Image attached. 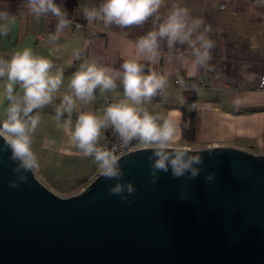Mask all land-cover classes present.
Returning <instances> with one entry per match:
<instances>
[{
  "label": "water",
  "instance_id": "obj_1",
  "mask_svg": "<svg viewBox=\"0 0 264 264\" xmlns=\"http://www.w3.org/2000/svg\"><path fill=\"white\" fill-rule=\"evenodd\" d=\"M190 151L204 159L198 177L161 173L156 184L151 150L121 157L122 181L137 188L129 204L107 191L115 180L99 175L67 198L31 172L10 188L14 163L0 137V264H264V156Z\"/></svg>",
  "mask_w": 264,
  "mask_h": 264
},
{
  "label": "clouds",
  "instance_id": "obj_2",
  "mask_svg": "<svg viewBox=\"0 0 264 264\" xmlns=\"http://www.w3.org/2000/svg\"><path fill=\"white\" fill-rule=\"evenodd\" d=\"M25 7L36 19L49 16L56 19L55 33L49 36V43H56L72 23L63 5L56 0H26ZM82 15L87 22L100 21L106 27L121 30L143 29L149 21L151 26L135 40V55L123 61L121 72L114 74L112 69L95 60L85 61L72 73L63 93L64 71L47 56L24 47L8 58L0 57V106L3 107L0 137L10 149L9 159L14 163V178L9 181V187L19 188L27 181V174L40 167L33 139L41 123V111L57 99L55 121L71 127V141L83 157H91L98 165V178L116 181L108 187L109 194L131 204L129 196L137 188L132 181L121 179L124 172L119 163L121 158L116 154L119 148L110 150L101 146L102 135L107 130L118 137L121 148L133 142L148 146L152 184L159 181L161 173L170 172L177 180L198 177L200 165L204 163L201 151L170 147L176 142V123L145 107L156 96L166 95L168 75L146 71L141 61L156 62L162 47L169 52L177 46L187 47L194 58L190 75L195 76L198 69H207L212 60L215 45L208 35L210 26L203 18L194 16L183 0H172L170 7L168 0H101L96 6L85 7ZM16 23L12 13L0 10V37H8ZM118 81L123 90L118 102L109 103L102 114L86 110L96 99L97 91H115ZM178 83L185 86L182 78ZM73 113L77 114L74 122ZM214 178V172L205 176L209 182ZM179 188L180 198L189 199L184 184Z\"/></svg>",
  "mask_w": 264,
  "mask_h": 264
},
{
  "label": "crops",
  "instance_id": "obj_3",
  "mask_svg": "<svg viewBox=\"0 0 264 264\" xmlns=\"http://www.w3.org/2000/svg\"><path fill=\"white\" fill-rule=\"evenodd\" d=\"M62 4L72 23L59 36L56 43H49V36L55 33L56 19L46 17L36 19L25 7L26 0H0V10H8L16 19V26L8 37H0V57L8 58L21 48L31 47L39 54L52 59L54 64L64 71V83L61 93L67 91L71 75L79 65L88 60H95L113 70L122 71L124 60L135 55V40L151 26V21L143 29L121 30L106 27L100 21L87 22L82 15L85 7L98 5L101 0H56ZM184 4L196 17L203 18L210 26L209 37L214 42L212 60L207 69H198L195 76L193 57L187 47L177 46L169 52L162 47L159 59L154 63L144 64L146 71L166 73L168 87L165 96H156L145 107L154 114L165 116L177 125L176 142L170 147H182L189 150L211 148H233L255 156H264V92L257 89L260 78L264 75V2L261 0H183ZM172 0H168L170 7ZM223 6L224 9L220 10ZM164 11V10H162ZM79 53V57H77ZM182 57V59H181ZM200 77H206L209 85L191 89V83ZM182 78L185 86L175 84ZM195 95V118L192 135L183 136L181 130L184 96ZM123 97L122 86L115 91L100 93L88 106V111L101 114L104 98L118 102ZM57 99L41 111L44 129L41 136V150L50 151L77 162H86L80 168L77 185L68 191L57 192L42 172V181L63 198L81 193L99 175V167L91 157H83L71 141V127L55 121ZM3 107L0 106V114ZM73 113V122L76 118ZM2 118V115H0ZM108 137V131L101 141ZM140 148H148L139 143ZM81 163V162H80ZM60 169L63 165L56 164ZM72 177V176H71ZM46 187V186H45Z\"/></svg>",
  "mask_w": 264,
  "mask_h": 264
},
{
  "label": "rangeland",
  "instance_id": "obj_4",
  "mask_svg": "<svg viewBox=\"0 0 264 264\" xmlns=\"http://www.w3.org/2000/svg\"><path fill=\"white\" fill-rule=\"evenodd\" d=\"M43 129L44 123L41 121L34 135L33 150L38 156L39 163H42L44 165V168H42V172L46 174L47 180L53 187V189L57 192L68 191L69 189L77 185L80 177L74 178V176L77 177L76 175L78 174L80 168L86 167L87 163L84 161L77 162L76 159L73 158H70L69 163H67L68 159H65L64 157L57 156L50 151H42L40 146ZM56 164H62L63 166L59 169ZM33 174L39 180V172L34 171ZM42 184L45 183L42 181ZM44 186H46V188L53 192L55 195L62 197L60 194L47 187V185Z\"/></svg>",
  "mask_w": 264,
  "mask_h": 264
},
{
  "label": "built area",
  "instance_id": "obj_5",
  "mask_svg": "<svg viewBox=\"0 0 264 264\" xmlns=\"http://www.w3.org/2000/svg\"><path fill=\"white\" fill-rule=\"evenodd\" d=\"M223 9H224V7L221 6L220 10H223ZM263 21H264V18H263ZM175 84L178 85V81H175ZM208 85H209V80L206 77H200L195 82L191 83V89L204 88V87H207ZM257 89L260 92H264V75L260 78ZM109 103H116V101L108 99V98H104L102 101V104H101V114H102L104 108ZM107 131H108V137L106 139H104L103 141H101V146H107L110 150L119 148V150L117 151L116 154L118 156H120V158L127 155L128 153H131L137 149H140L139 143H137V142H133L132 144H130L126 148L119 147L118 137H116L112 133L111 130H107Z\"/></svg>",
  "mask_w": 264,
  "mask_h": 264
},
{
  "label": "trees",
  "instance_id": "obj_6",
  "mask_svg": "<svg viewBox=\"0 0 264 264\" xmlns=\"http://www.w3.org/2000/svg\"><path fill=\"white\" fill-rule=\"evenodd\" d=\"M195 95L194 93H187L184 96V103L181 107L182 111V124L181 130L183 136L187 137V134L192 135L194 130V118H195Z\"/></svg>",
  "mask_w": 264,
  "mask_h": 264
}]
</instances>
